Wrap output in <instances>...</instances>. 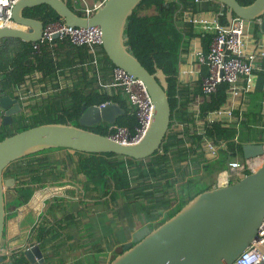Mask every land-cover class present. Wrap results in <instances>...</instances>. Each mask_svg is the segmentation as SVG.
<instances>
[{
  "label": "trees",
  "instance_id": "16d2710c",
  "mask_svg": "<svg viewBox=\"0 0 264 264\" xmlns=\"http://www.w3.org/2000/svg\"><path fill=\"white\" fill-rule=\"evenodd\" d=\"M238 1L248 4L252 0ZM195 12V0H141L125 22L124 44L129 51L149 71L156 65L166 75L170 124L159 150L134 159L111 152L48 148L4 168L3 177L14 178V185L5 192V207L10 205L12 210L25 205L36 190L47 184L68 180L81 186L76 202L59 196L46 199L45 211L31 228L30 237L43 253V264H66L68 252L78 262L98 264V253L112 243L114 221L121 240L116 239L109 258L112 260L121 253L123 243H136L196 194L212 188L210 178L226 169L229 160L243 157V144L264 142V56L261 67L252 68L253 89L242 93L229 120L207 118L209 112L228 103L227 82H220L213 92L204 94L200 79L179 81L181 54H189L194 38L206 53L216 32L210 23L185 19L186 13ZM23 15L44 24L59 19L46 4L24 8ZM218 22L226 25L224 13L219 14ZM253 29L257 31L258 26ZM96 49L94 56L88 47L62 38L42 44L34 52L31 42L13 37L0 39V83L21 103L26 102L16 128L0 126V140L40 123H75L83 104L105 102L117 103L122 114L113 124L88 128L104 135L113 131L112 126L133 130L137 124L135 108L121 87L102 85L111 80L114 65L101 46ZM106 73H110L108 80L104 78ZM200 73L206 74L204 65ZM207 142L218 146L215 158L208 155ZM58 151L65 152L61 157L48 155ZM91 213H95L94 222L90 221ZM107 213L111 214L109 227L104 218ZM129 231H133L131 238H127ZM107 232L110 240L104 244L102 238ZM13 262L29 264L22 255L13 257Z\"/></svg>",
  "mask_w": 264,
  "mask_h": 264
},
{
  "label": "water",
  "instance_id": "95a60500",
  "mask_svg": "<svg viewBox=\"0 0 264 264\" xmlns=\"http://www.w3.org/2000/svg\"><path fill=\"white\" fill-rule=\"evenodd\" d=\"M141 0H104L89 14L78 13L67 0H17L11 18L20 27L0 28V39L18 38L25 42L41 39L43 21L23 15L24 8L39 4L50 6L68 26L101 30V48L109 61L139 79L153 104L152 118L143 137L136 143L121 144L88 127L113 124L123 110L115 102L81 106L75 123H40L0 140V264H14L20 253L29 264H43L44 256L35 242L27 241L14 253L3 246L5 192L14 185L13 177H3L11 162L48 148H67L83 153L111 152L143 159L159 150L170 124V105L166 75L154 65L149 71L124 44L125 22ZM220 4L229 27L233 17L255 21L264 32V0L241 4L238 0H213ZM22 106L0 83L2 125L13 122ZM263 152V143L242 145V158ZM264 217V163L236 182L203 190L178 211L150 229L139 241H127L122 251L108 264H231L254 239ZM148 230V227H144ZM9 257V258H8Z\"/></svg>",
  "mask_w": 264,
  "mask_h": 264
},
{
  "label": "built area",
  "instance_id": "2783aa9c",
  "mask_svg": "<svg viewBox=\"0 0 264 264\" xmlns=\"http://www.w3.org/2000/svg\"><path fill=\"white\" fill-rule=\"evenodd\" d=\"M16 1L0 0V28L4 26L20 27L11 18V8ZM90 12H87V14ZM184 17L189 22L210 23L216 31L206 53L196 48L190 53L195 62L206 67V74L200 77V86L204 94L213 92L220 82L228 83V103L209 112L207 115L208 120H229L232 116V110L241 98L242 93L253 89L252 68L255 59L264 56V41L258 45V50L247 53L245 51L247 42L245 25L247 20L235 16L232 18L229 27H225L219 22H208L206 19H200L191 14ZM62 38H67L73 45L88 47V50L94 56L97 55L96 48L101 46V30L99 27L68 26L61 18L45 23L41 39L31 42V46L34 52H38L42 44H52L53 41ZM102 85L109 88L121 87L134 106L137 119V124L133 130L126 127L112 126L113 131L107 136L121 144L138 142L147 130L153 111V104L144 84L123 69L114 66L111 70V80ZM262 143L263 152L261 154L249 158H235L227 162L226 169L219 172L218 175L223 183L220 186L236 182L264 163V142ZM205 147L208 155L215 158L218 146H213L210 142H207ZM78 190V187L72 183L51 185L36 190L33 196L37 200L55 195L75 200L79 196ZM16 250L15 248H9L7 251L13 252ZM231 264H264V217L254 239Z\"/></svg>",
  "mask_w": 264,
  "mask_h": 264
},
{
  "label": "crops",
  "instance_id": "0c3cea01",
  "mask_svg": "<svg viewBox=\"0 0 264 264\" xmlns=\"http://www.w3.org/2000/svg\"><path fill=\"white\" fill-rule=\"evenodd\" d=\"M67 1L70 3V5L75 10L81 13L90 12V10L100 6L102 2V0H67ZM165 1L169 2L171 0H165ZM195 5H196L197 12H195L194 14L186 13L184 16H186L187 14H191L197 18L206 19L208 22H218L219 14H221V11H220L221 6L219 3L213 0H198V1H195ZM255 25H257L255 21H248V20L246 21L245 32L247 35V42H246L245 51L247 53L258 50V45H260V43L264 41L263 32H261L259 29L257 31H253L254 30L253 28H255ZM195 48L200 49L199 40L197 38H194L191 41L190 52ZM190 52L189 54H185V53L181 54V61L179 62V72H178V78L180 82H195L199 80L201 77L200 72H201V67L203 65L195 62L193 57H191ZM262 58L263 56H259L255 59L254 67L256 68L261 67ZM109 75L110 73L104 74V78L108 80L110 78ZM98 82L101 83L99 79H98ZM26 84H28V81L26 82ZM253 87H254V84H253ZM20 104L23 108L26 102L21 103L20 101ZM221 184L223 183L220 181L219 176H217L216 181L211 183L212 185L211 187L220 186ZM33 195L31 196L30 200L22 207H19L14 210H12L13 207H9L10 205L5 207L6 215H5V225H4V232H3V246L7 250H9V248L18 249L21 246H24V244H26V242L29 239L31 241H34L30 237L31 228L32 226H34L35 223L39 221L38 219L39 215L43 211H45L46 209L45 201L49 197L44 198L42 200L41 199L37 200ZM75 206L77 205L75 204ZM89 218L91 222H94L96 219L95 213H91L89 215ZM104 218L109 227L111 214L107 213L106 217L104 216ZM113 222L114 221H112V225H111V228H112L111 242L112 243L111 245H109L108 243L106 249L98 253L97 255L98 264H108L109 263V258L112 254V251L114 250L116 246V239H118V241L121 240V236L115 229L114 227L115 223ZM134 229H136V227ZM133 231H129L127 238H131ZM97 234L98 233H96V235ZM102 240L104 244H105V240L109 242L110 240L109 232H107V235L105 236V238H102ZM67 260L68 261H66V264H91L92 263V262L90 263L87 261L78 262L77 258H73L69 252H68Z\"/></svg>",
  "mask_w": 264,
  "mask_h": 264
},
{
  "label": "flooded vegetation",
  "instance_id": "af4514ba",
  "mask_svg": "<svg viewBox=\"0 0 264 264\" xmlns=\"http://www.w3.org/2000/svg\"><path fill=\"white\" fill-rule=\"evenodd\" d=\"M23 112H24V110H23V108H22V110H21V112H20V114H16L14 117H13V122L12 123H10V124H6V125H2L1 124V121H2V115L0 114V126H10L11 128H16L18 125H19V123H20V120H19V118H20V116L23 114ZM0 130H1V128H0ZM68 183H72V182H69L68 180H62V181H60V182H55V183H50V184H47V185H45V186H43L42 188H40V190L41 189H43V188H45V187H47V186H51V185H62V184H68ZM72 184H74V183H72ZM75 186H77L78 187V192H79V196H80V192H81V186L80 185H78V184H74ZM56 196V195H55ZM78 196V197H79ZM51 197H54V196H50L49 198H51ZM59 197H62V196H59ZM66 198V197H65ZM68 199V198H67ZM69 200H71V201H73V202H76V200L77 199H75V200H72V199H69ZM36 224V223H35ZM33 227V226H32ZM29 241H31L30 239H29ZM31 242H34V241H31ZM19 250V248L16 250V251H13L14 253H16L17 251ZM19 255H21L20 253H16V254H14V255H12L13 257H17V256H19ZM12 256H10V259L12 258L13 259V257Z\"/></svg>",
  "mask_w": 264,
  "mask_h": 264
},
{
  "label": "rangeland",
  "instance_id": "374dc122",
  "mask_svg": "<svg viewBox=\"0 0 264 264\" xmlns=\"http://www.w3.org/2000/svg\"><path fill=\"white\" fill-rule=\"evenodd\" d=\"M63 152H65V151H63ZM63 152L62 151H58V152H50V153H48V155L50 156V157H61L62 155H63ZM200 176H201V174H199ZM199 175H197L196 177H200ZM219 175V173L218 174H215L214 176H212L211 178H210V181L213 183V182H215L216 181V179H217V176ZM84 177H81V175H80V180H84L83 179ZM88 187V184H85V188H87ZM216 187V186H215ZM105 217H106V215H105Z\"/></svg>",
  "mask_w": 264,
  "mask_h": 264
}]
</instances>
